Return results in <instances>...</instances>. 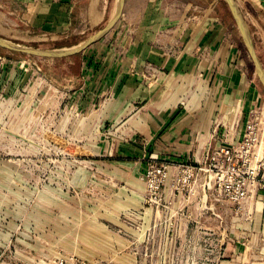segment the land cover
Instances as JSON below:
<instances>
[{
	"label": "rangeland",
	"instance_id": "obj_1",
	"mask_svg": "<svg viewBox=\"0 0 264 264\" xmlns=\"http://www.w3.org/2000/svg\"><path fill=\"white\" fill-rule=\"evenodd\" d=\"M233 1L264 69V9ZM109 4L114 16L118 0ZM124 4L117 20L130 11ZM81 7L78 0L70 31L57 36L19 20L24 6L14 5L10 21L0 7V38L41 49L77 47L113 17L81 33L88 28L79 21ZM217 7L227 13L223 20L264 98L226 2ZM1 49L0 61L9 64L0 66V264H264V205L254 196L239 206L213 191L210 198L199 181L203 171L195 176L198 165L184 173L183 162L152 156L142 142L117 144L118 135L86 129L74 98L69 113L62 79L75 73L76 57ZM69 59L75 66L62 68Z\"/></svg>",
	"mask_w": 264,
	"mask_h": 264
},
{
	"label": "crops",
	"instance_id": "obj_2",
	"mask_svg": "<svg viewBox=\"0 0 264 264\" xmlns=\"http://www.w3.org/2000/svg\"><path fill=\"white\" fill-rule=\"evenodd\" d=\"M80 1L79 21L88 25L81 33L113 16L109 0ZM247 1L264 9V0ZM138 2L142 8L134 10ZM217 3L125 0L124 8L130 11L80 52L76 66L70 59L61 65L75 66V73L62 77L68 85L69 113L74 98L85 128L108 131L112 140L118 135L117 144L142 142L152 156L191 165L202 164L208 151L240 138L251 110H259L264 127V98ZM77 4L0 0L5 21L17 11L14 5H22L19 20L54 36L70 31ZM3 64L9 60L0 61ZM200 176L199 181L206 182V172ZM162 194L164 199L172 195L168 187ZM253 196L255 205H264V192Z\"/></svg>",
	"mask_w": 264,
	"mask_h": 264
},
{
	"label": "built area",
	"instance_id": "obj_3",
	"mask_svg": "<svg viewBox=\"0 0 264 264\" xmlns=\"http://www.w3.org/2000/svg\"><path fill=\"white\" fill-rule=\"evenodd\" d=\"M259 116V110H251L240 138L208 151L194 171L195 176L206 172L207 189L237 206L264 192V127ZM181 166L184 173L193 169L189 163Z\"/></svg>",
	"mask_w": 264,
	"mask_h": 264
},
{
	"label": "water",
	"instance_id": "obj_4",
	"mask_svg": "<svg viewBox=\"0 0 264 264\" xmlns=\"http://www.w3.org/2000/svg\"><path fill=\"white\" fill-rule=\"evenodd\" d=\"M224 1L226 2L227 6L231 12V15H232V17H233V19H234V21H235V23L239 29L241 37H242L246 47L248 48V50L250 52L252 61L254 63L255 69H256L257 76H258L259 80L261 81V83L264 84V69H262L260 62H259V59H258V57L254 51L252 40H251V38L248 34V31L244 25V22L242 20L240 12H239V10H238V8H237V6L233 0H224ZM121 4H122V0H118L117 9H116L114 16L108 22L106 27L103 28L102 31H100L96 35L91 36L85 43H83L82 45H79L77 47L58 48V49H41V48H35V47H31V46L16 44V43L7 41L3 38H0V47L3 49L9 50V51H16V52H20V53H24V54L45 56V57H58V56L63 57V56L75 54V53L85 49L89 44H91L93 41H95L102 32H105L106 30H108L110 27L113 26V24L116 22V20L119 16Z\"/></svg>",
	"mask_w": 264,
	"mask_h": 264
},
{
	"label": "trees",
	"instance_id": "obj_5",
	"mask_svg": "<svg viewBox=\"0 0 264 264\" xmlns=\"http://www.w3.org/2000/svg\"><path fill=\"white\" fill-rule=\"evenodd\" d=\"M225 14L227 15V13H225ZM1 50H2V49L0 48V52H2ZM79 55H80V52L71 55V57H76V58H77V61H78V57H79ZM77 61H76V64L78 63Z\"/></svg>",
	"mask_w": 264,
	"mask_h": 264
}]
</instances>
